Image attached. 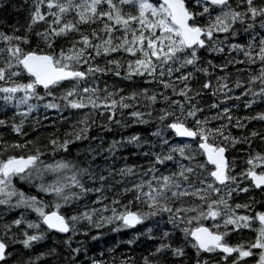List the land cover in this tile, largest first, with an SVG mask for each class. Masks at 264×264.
Instances as JSON below:
<instances>
[{
  "label": "snow or ice",
  "instance_id": "obj_1",
  "mask_svg": "<svg viewBox=\"0 0 264 264\" xmlns=\"http://www.w3.org/2000/svg\"><path fill=\"white\" fill-rule=\"evenodd\" d=\"M45 5L47 11H42ZM240 5L246 6L240 8ZM124 6L134 10L125 11ZM33 9L23 35L0 32V101H3L0 108L11 105L16 110L12 117L0 118V126H10L13 133L26 135L22 130L25 119L39 106L32 102L34 100L41 102L45 109L58 113L64 108L84 109L90 106L92 115H95V110L101 109L100 115L103 116L106 110L110 113L107 120L121 125V121L113 120L112 115L117 107V101L111 98L115 93L105 89V95L101 97L98 88L90 85L81 87V83L87 84V78L95 73L115 71L117 76L120 75L121 62L118 59L107 61L109 65H115V69H105L92 63L93 54L100 56L103 53L107 56L110 53H127L133 59L127 61L125 79L139 76L144 77L146 83L162 85L161 89L152 90L151 94L148 88H141L127 97L121 96V109L130 106L124 102L126 99L136 101L141 96L148 101L149 108L158 99L168 102V89H171L172 95L183 97V100L171 99L167 108L159 110L157 119L162 127L153 135L159 137L161 145H168L167 151L162 149L151 153L154 159L144 170L148 178L141 177L138 183L123 189L132 193V198L126 203L118 198L107 202L108 198L102 194L100 187H87L83 182L85 175L92 181L97 178L90 168L80 167L74 160L63 157L53 158L50 162L41 158L47 153L61 151L70 156L69 146L73 141L88 139V129L96 121L88 123L87 113L77 122L75 129L65 132L63 140L50 133L43 149L38 144L34 145L32 140L23 143L4 141L0 147V215L18 212L3 225L8 238L13 239L12 228L15 226L23 236L19 242L25 249H31L33 244L44 240L49 234L55 237L56 234L70 233L63 238V244L68 249L66 259L70 258V264H77L75 257L81 249L71 247L72 236L77 232L83 230L86 235L90 228L101 229L119 222L117 227L112 228V231H117L118 228H132L160 217V221L166 219L172 231L178 229L184 241L181 245H174L170 231L164 230L159 237L160 243L143 258V264H158L150 257L165 253L173 258L185 257L186 245L195 249L194 264H209L212 257H202L201 254L216 252L221 254V261L227 262L231 257V264H248L244 258L252 256L258 257L254 264H264V211H257L255 216L238 213L237 209L250 210V203L229 202L234 192L246 193L251 186L264 192V153H255L247 159L248 167L239 175L242 179H250V185L240 187L237 177L230 174L232 166L227 163L225 152L241 138L233 137L231 133L225 134L226 125L213 128L208 126L207 117L204 120L197 118L200 109L193 101L200 92L189 83L196 71L208 74L207 66H199L204 63L201 52L222 53L225 41L238 35L235 25L239 24L245 33H249V30L254 32L257 23L264 29V5L257 7L254 0H239L235 7L230 0H35ZM69 13H74L75 19H67ZM49 15L52 19L45 21ZM38 21H45L48 26L36 35L52 51L24 47L29 43L28 31ZM81 24H96L97 27L92 28L89 34L87 29L80 27ZM117 32L121 34L115 35ZM70 33L77 34V38L70 41L69 47L56 51V38L67 37ZM227 50L229 53L233 50L242 52L249 64L260 62L257 73L253 75L250 72L248 86L241 93L252 97L245 102V107H249L255 99L264 98V35H260L257 44L255 35L249 33L246 45L231 42ZM235 62L228 59L227 63L213 64L212 67L224 69ZM207 64H212V61L208 60ZM257 81L258 89L254 88ZM209 86L207 80L202 84L203 89ZM240 86V81H236L234 87ZM226 87L224 83L218 84L213 88V94ZM229 98L227 95L224 97ZM185 104L188 105L187 110ZM171 105L177 107L173 109ZM228 111L227 107L223 109L225 114ZM147 114L151 116L150 111ZM129 115L135 118L133 123H147L143 119L145 114L138 110ZM16 116L20 117L19 122H16ZM169 117L172 119L163 123ZM60 118L64 119L63 116ZM189 118L194 120V125L186 124ZM216 118L219 117H213ZM40 119L34 118V128L41 126ZM227 119L231 121L230 114ZM242 119L264 121V112ZM233 126L244 127L239 119ZM101 127L103 130L108 125ZM165 129H170L175 137L191 140L169 144L170 138L162 135ZM257 135L260 134L255 130L250 131L243 142L250 144L249 137ZM218 140L224 143H218ZM122 141L123 144H140L137 134L122 138ZM119 146H123L120 141H113L108 150L114 152ZM8 149L22 151L20 154H6ZM166 162H173L175 168L160 171L157 166L167 168ZM133 167L126 166L119 170V174L134 175ZM257 168L260 170L257 171ZM98 179L103 182L105 176L99 175ZM92 192L100 195L92 200L91 205L86 201L81 203L82 198ZM29 213H34L35 218H28ZM254 220L259 221L260 225L256 229L254 242L248 243L247 247L243 242L235 245L227 242L225 237L229 232L251 228ZM205 221L211 223L206 226ZM82 222L83 229L78 227ZM21 225L23 228H20ZM151 232L152 228H146V233ZM100 235L97 232L91 239L96 240ZM149 238H152L151 235ZM53 243H56L55 239ZM253 249L259 252L254 253ZM11 255L8 243L0 238V264H7ZM57 255V249L50 247L48 251L30 257L26 264H36L42 257ZM126 261L127 258L120 264H126ZM91 264H105V261L93 258ZM178 264L182 262L178 261ZM214 264H219V261Z\"/></svg>",
  "mask_w": 264,
  "mask_h": 264
},
{
  "label": "trees",
  "instance_id": "obj_2",
  "mask_svg": "<svg viewBox=\"0 0 264 264\" xmlns=\"http://www.w3.org/2000/svg\"><path fill=\"white\" fill-rule=\"evenodd\" d=\"M34 2L35 0H0V32L6 34L14 32L16 35H23L28 26L30 14L34 10ZM230 3L235 7L239 3V0H230ZM254 4L257 7L262 6L264 5V0H254ZM245 6L246 5H240V8ZM42 11H47L46 5L42 6ZM66 18L75 19V14L69 13ZM51 19L52 17L50 15L45 17V21ZM257 19L259 20V18ZM45 21H38L32 25L31 30L28 31L29 43L24 46L25 48H33L36 50L42 49L44 52L52 51V49L48 48L43 40L36 35L37 32H42L47 28L48 25ZM80 27L82 29H87L90 34L91 29L97 27V25L93 24L89 26L81 24ZM234 27L237 28L238 35L235 38L229 37V39L225 41V50L222 53L201 52V55L204 58V63H201L199 66H207L208 74L205 75L203 72L196 71L193 73V77L189 83L193 89L200 92V95L193 101L197 108L200 109L196 114L197 118L204 120L207 117L208 126L213 128L219 127L222 124L226 125L224 128L225 134L231 133L233 137L241 138L240 141L226 149V156L227 163L232 166L230 174L237 177V180L240 181V187H245L246 185H250V182L248 179H242L239 173L248 167L247 159L251 155L259 153L261 150L258 142L260 141L261 136H264V121L242 118L253 117L257 112H264V98H257L249 107H245V102L252 99V97L247 94L241 95V93L244 88L248 86L247 81L250 72L255 75L260 67V62L257 61L256 63L249 64L247 58L244 57L242 52L233 50L229 53L227 45L231 42L246 45L249 40V33L255 35L258 44L260 35H264V29L260 28L259 23L254 26L255 31L253 32L252 30H249V33H245L239 24ZM76 38L77 34L75 33H70L67 37H57L54 41L55 50L59 51L61 47H69L70 41ZM254 50L258 51V48H255ZM88 51L91 50L89 49ZM125 56L126 54L122 52L110 53L107 56L103 53L100 56H95L93 54L94 58L92 63L105 69H115V65H109L107 61L109 59H118L121 62L120 68H122L127 59L131 58ZM228 59H233L237 62L228 64L224 69L212 67L213 64L220 65L227 63ZM208 60H211L212 64H207ZM81 67H86V65H81ZM110 72L115 73V71ZM101 73H95L94 76L88 77L87 80H98L101 78ZM103 76L105 75L103 74ZM123 76L124 74L122 77ZM218 77L221 79L218 80ZM224 77H227V79H223ZM165 79H167L166 76ZM205 80L209 81L210 84L207 89L202 88V84ZM236 81H240V87H234ZM121 82L122 86L120 88L113 85V89L110 91L115 93L112 97L116 100H120L121 96L127 97L131 92H139L141 88H148L150 90L149 94H151L152 90L162 88V85L146 83L145 80H143V77L133 76L131 80L123 77ZM220 83L226 84L227 87L223 91L217 90L215 94H213V88ZM254 88H259L258 81L255 82ZM117 89H119L118 92L116 91ZM167 94L169 95L170 100H183V97L172 95L171 89L167 90ZM225 95L230 98L224 99ZM237 97L239 98L237 99ZM170 100L168 102H161L158 99L151 105V108H149L148 101L143 99L142 96L137 97L136 101L126 99L124 102L129 103L131 101V105L127 108L121 109V113L127 114V112L141 110L142 112L147 113L150 111L151 115H156L161 108H167L169 106ZM32 102L37 103L39 106L25 119L22 130L26 135L19 136L16 133H13L10 126H0V147L3 146L4 141L9 143L12 141L23 143L26 140H32L34 145L38 144L43 149V146L47 144L50 133L63 140L65 138V132H70L75 129L78 126L77 122L84 118L85 112L90 111L88 114V123L95 120L96 124L88 129V139L73 141L69 146L71 150L70 156L61 151L56 154L47 153L46 156L41 158L44 159L45 162H50L53 158L60 159L63 157L65 159L74 160V162L80 167L90 168V171L96 173L97 178L92 181L88 179L87 175H85L83 177V182L87 187H100L102 194L108 198L107 202H110L113 198H118L122 203H126L127 200L131 199L132 193L124 192L123 189L125 187L130 188L132 183H138L141 177L143 179L148 178V176L144 175V170L149 167V162L154 159L151 155L152 152H160L162 149L167 151V147L161 145L159 137L153 135L158 128L162 127V124L158 119H155L148 124L132 125L120 129L116 126L111 127L108 124L107 117L110 113L106 110L104 111L103 116L100 115L101 109L95 110V115H92V109L90 106L84 109L64 108L62 112L58 113L53 109H45L41 102L35 100ZM0 105H3V101H0ZM213 105H215V107H213ZM176 107V105H171V108L173 109ZM187 107L188 105L185 104V110H187ZM225 107L229 110L227 114L223 113ZM118 110L119 109L116 107L112 115H116ZM15 111L16 110L11 105L6 108H0V118L12 117ZM229 114L232 117L230 122L227 119ZM61 116H63L64 119H61ZM41 117H46V119H40ZM213 117L219 118L213 119ZM34 118L40 119V127H33ZM171 119L172 117L166 118L163 123H168ZM238 119L240 120V123L244 125L243 128L233 126ZM15 120L16 122H19L18 116L15 117ZM104 124H107L108 127L103 128L102 130L101 126ZM186 124L192 126L194 125V120L189 118L186 121ZM253 130L260 135L249 137L251 140L250 144L243 142V138L247 137L249 132ZM133 134L139 136V146H136L135 144H123L122 138H126ZM162 135H164L165 138H170L168 140L169 144L177 143L170 129H165L162 132ZM93 137H96V139H92ZM113 141H120L123 146L117 147L114 152L105 153L103 146L105 147L107 145L108 147ZM217 142L221 144L224 143L222 140H218ZM90 143H96V145L92 146ZM229 143L231 142L229 141ZM100 146H102L101 149H99ZM29 147H32V145ZM91 147H95V149L90 152L88 149ZM193 147H195V143H193ZM21 151L22 150L8 149L6 154H20ZM97 151L98 154L93 155ZM178 158L179 157H177V159ZM166 164L167 168L159 165L157 167L162 172H167L175 167L173 162H166ZM126 166H134L133 171L135 174L120 175L119 170ZM99 175L105 176L103 182L98 179ZM97 195H100V193H89L86 197L82 198L81 203L86 201L91 205L92 200H94ZM249 198H251V200ZM229 202L230 204L250 203V210L241 208L236 211L238 213L255 216L257 211H264V192L251 186L246 193L240 192L237 194L234 192L232 199ZM16 215H18V212L16 211L0 215V238L6 240L8 243V251L12 253L7 259V264H26L30 257L34 258L37 254L48 251L50 247H55L58 255L55 257H42L36 261V264H70V258L66 259L68 256V249L63 244V238L68 235L64 236L56 234L55 237H53L49 234L44 240L33 244L31 249H25L19 242L23 239V236L19 229L14 226L12 228L13 239H9L3 230V225ZM156 221H160V217L151 218L150 220H146L132 228H118L117 231H112V228L117 227L119 222L106 225L101 229L90 228L86 235L83 230L77 232L76 235L72 236L71 240V247H80L81 249L75 257L77 264H91V259L93 258L103 260L105 261V264H120L125 258H127L126 264H143V258L152 252L154 247L160 243L159 237L164 230L170 231L171 242L174 245L182 244L184 237L178 229L172 231V226L167 223L166 219L160 221L159 224H157ZM83 226L84 225L82 224V229ZM149 227L152 228L150 234L146 233V228ZM20 228H23V225H21ZM97 232L101 233V235L96 240L91 239V237L96 235ZM229 233L233 234V236H231L233 237V240H228V243L235 245L243 242L244 246H247L248 243L254 241L255 229L254 226H252L251 228H241ZM150 235L152 237L151 239L149 238ZM54 239L56 241L55 244L53 243ZM130 240L132 243H128ZM184 251L186 256L182 258H173L171 255L165 253L164 255L150 257V259H155L158 264H178V261L182 262V264H194L196 259L195 249L190 245H186L184 246ZM201 255L202 257L211 256L207 253H202ZM220 255L221 254L217 252L214 257L211 256L212 260L209 261V264H214L215 261H219V264H226L225 261L220 260Z\"/></svg>",
  "mask_w": 264,
  "mask_h": 264
},
{
  "label": "rangeland",
  "instance_id": "obj_3",
  "mask_svg": "<svg viewBox=\"0 0 264 264\" xmlns=\"http://www.w3.org/2000/svg\"><path fill=\"white\" fill-rule=\"evenodd\" d=\"M124 8H125V11H133L134 9H130L128 6H124ZM121 33H119V32H117V33H115V35H120ZM123 53V52H122ZM126 54V56L125 57H131V56H129L127 53H125ZM130 59H133V57H131ZM129 60V58L127 59V61ZM127 61L124 63V65H123V67L122 68H120L119 69V72H120V75L119 76H117L114 72H110V71H105L104 73H101L100 74V76H101V78L100 79H98V80H90V79H88L87 80V84H85L84 82H82L81 83V87H84V86H91V87H93V88H98L100 91H99V95L101 96V97H103L104 95H105V89H107V91H111L112 89H113V85L114 86H117L118 88H120L122 85H121V80H122V78L125 76V70H126V68H127ZM103 74L105 75V76H103ZM124 74V76L122 77V75ZM136 77H139V76H136ZM103 78V79H102ZM102 80V81H101ZM143 80H145V78L143 77ZM112 84V85H111ZM149 84V83H148ZM112 99H115L114 97H111ZM47 99H50V98H47ZM116 100V99H115ZM117 101V108L119 109L118 110V113L116 114V115H114L113 116V120H120L121 121V125H117V124H115V123H113V122H110V121H108V124L111 126V127H113V126H116L117 128H120V129H122V128H125V127H128V126H132V125H140V123H133V120L135 119V118H133V117H131L129 114L131 113V112H127V114L126 113H121L122 112V110H121V108L119 107V104H120V100H116ZM127 104H129V105H131V101L129 102V103H127ZM129 109H131V108H129ZM138 111H140L141 113H144L145 115H144V117H143V119H145L146 121H147V123H144V124H148L149 122H151V121H153V120H155V119H157V117L159 116V114H160V112L158 111L157 112V114L156 115H154V114H152L151 116H149L148 114H147V112H142L141 110H138ZM85 113H87V114H89L90 113V111H87V112H85ZM18 118L20 119V117L18 116ZM177 143H179V142H177ZM259 143V146H260V148H261V150L259 151V153H264V139H260V141L258 142ZM92 146H94V145H96V143H90ZM101 145V144H100ZM166 147H168V145H165ZM97 147H98V145H97ZM102 148V146H100V148L99 149H101ZM92 151H94V149H95V147H91L90 148ZM103 150H104V152L105 153H110V151L108 150V147H107V145L104 147L103 146ZM88 151H89V149H88ZM98 151H100V150H98ZM98 151L97 152H95L93 155H97L98 154ZM262 151V152H261ZM179 159V158H178ZM182 162H184V163H186L185 161H182ZM175 168V167H174ZM257 171H259L260 169L259 168H257L256 169ZM32 216V217H31ZM28 218H35V214L34 213H29L28 214ZM205 223V225L207 226V225H209L211 222L210 221H205L204 222ZM82 224H83V222H82ZM81 224V225H82ZM251 224H252V226H254V229H255V235H254V241H255V237H256V229L260 226L259 225V221H252L251 222ZM81 225H78V227H81ZM229 227H231V226H229ZM223 230V229H222ZM231 236H233V234L232 233H228V235L225 237V239L228 241V240H233V237H231ZM253 241V242H254ZM245 247H247V246H245ZM253 252L254 253H258L259 252V250L258 249H253ZM217 253V252H216ZM216 253H212V254H210L212 257H214V255H216ZM235 255V254H234ZM258 257L257 256H252V257H247V258H244L246 261H248V264H254V262H255V260L257 259ZM226 264H231V257H229L228 258V260H227V262H226ZM241 264H243V262H241Z\"/></svg>",
  "mask_w": 264,
  "mask_h": 264
},
{
  "label": "water",
  "instance_id": "obj_4",
  "mask_svg": "<svg viewBox=\"0 0 264 264\" xmlns=\"http://www.w3.org/2000/svg\"><path fill=\"white\" fill-rule=\"evenodd\" d=\"M173 133V132H172ZM174 134V133H173ZM177 141L179 142H185L191 140V138H184V137H176ZM225 157H226V152H225ZM227 161V158H226ZM250 180V179H249ZM255 188V187H254ZM256 189V188H255ZM62 235H67V234H62ZM190 238V237H189ZM191 239V238H190Z\"/></svg>",
  "mask_w": 264,
  "mask_h": 264
}]
</instances>
